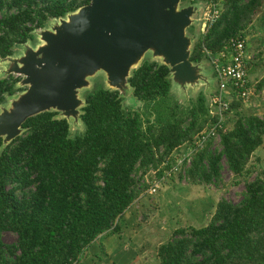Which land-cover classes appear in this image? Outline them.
<instances>
[{
    "label": "trees",
    "instance_id": "16d2710c",
    "mask_svg": "<svg viewBox=\"0 0 264 264\" xmlns=\"http://www.w3.org/2000/svg\"><path fill=\"white\" fill-rule=\"evenodd\" d=\"M90 2L0 0V58L34 40L49 20ZM263 2L224 0L219 18L195 42L191 61L246 37ZM20 80L0 77V104L19 90ZM128 82L143 109L126 110L119 90L99 84L84 94L82 133L72 136L69 121L47 110L29 117L9 143L0 137V264L79 263L99 238L122 234L125 213L173 170L184 147L192 151L179 175L191 184L221 182L223 161L235 178L254 172L250 162L261 161L255 152L264 143V116L243 113V97L234 95L223 119L212 109L218 87L209 99L201 92L183 107L172 98L170 67L150 59ZM263 88L264 77L254 89ZM214 126L221 148L213 150L210 139L195 145ZM5 232L16 241L5 242ZM155 257L158 264H264V176L246 179L239 202L222 197L205 225L176 228L156 244Z\"/></svg>",
    "mask_w": 264,
    "mask_h": 264
},
{
    "label": "water",
    "instance_id": "95a60500",
    "mask_svg": "<svg viewBox=\"0 0 264 264\" xmlns=\"http://www.w3.org/2000/svg\"><path fill=\"white\" fill-rule=\"evenodd\" d=\"M181 0H91L75 12L59 17L53 30L41 32L43 44L29 48L10 62L6 74L23 75L28 87L0 112V137L4 144L23 131L31 116L47 110L68 116L79 114L85 100L79 90L99 71L109 88L125 93L128 78L152 51L170 67L171 78L180 85L200 80L199 65L191 61L193 5L179 7ZM5 77V76H4ZM84 104V105H83Z\"/></svg>",
    "mask_w": 264,
    "mask_h": 264
},
{
    "label": "rangeland",
    "instance_id": "374dc122",
    "mask_svg": "<svg viewBox=\"0 0 264 264\" xmlns=\"http://www.w3.org/2000/svg\"><path fill=\"white\" fill-rule=\"evenodd\" d=\"M205 4L204 0H181L179 4L180 8L188 5L195 7L192 24L186 28V34L191 39L190 50L193 49L198 37L204 31L202 23L206 12ZM59 19L53 18L44 27L37 29L34 40L16 45L14 53L10 57L19 59L26 54L29 48L37 49L39 45L44 43L41 39V32L53 30L54 26L60 23ZM144 59L162 61V58H155L152 51L146 52L140 62ZM195 64L199 65L198 70L202 76L200 80L186 83L182 86L180 84L177 85L171 78L172 98L177 100L183 107L190 106L201 92L209 99L210 95L213 92L215 93L218 87L217 77L210 61L205 58ZM250 64H252L251 61ZM9 65L10 62L7 59L0 58V77L6 76L9 71ZM251 70L248 76L252 93L244 101L241 111L264 116V88L261 91L254 89L256 83L264 76V62L259 63L257 60ZM13 74L21 78L17 84L19 90L7 96L5 102L0 104V112L3 109H9L13 101L17 100L18 96L28 87L27 85H22L23 75ZM88 80L89 85L79 90V97L83 100H85L84 94L93 90L97 85L102 84L109 87L103 71L90 76ZM120 95L123 99V107L126 110L143 109V103L134 97L131 86L129 89L125 88V93ZM82 107V105L79 107L78 115L68 116L72 136L84 131V125L80 118ZM216 107L214 104L212 105V109H216ZM230 116L233 118L234 112ZM58 117H64L61 111H59ZM232 124L233 121L230 120L229 127ZM211 148L219 150L221 148L220 141H213ZM188 153V147H184L179 151L175 156L178 161L174 166L176 170L173 168L170 173L158 182L155 192L150 187L130 207L121 220L123 232L120 236L114 234L102 240L98 239L90 247L88 255H85L76 264H158L159 261L155 257L156 244L169 239L173 231L180 226L200 227L205 225L214 212L217 202L222 197L239 202L245 190L246 179H252L259 173L264 176V143L255 152L256 157L259 156L261 161L257 162L255 158H252L250 162L251 169L254 171L250 176L246 177V179L235 178L229 170L226 161H223L221 169L222 179L218 184H191L181 178L179 173L185 167L184 158ZM147 175L150 178L153 173ZM143 216H146V219L143 218L144 221L138 224ZM3 238L7 243H14L17 237L12 232H5ZM101 245L104 246V251L101 249Z\"/></svg>",
    "mask_w": 264,
    "mask_h": 264
},
{
    "label": "built area",
    "instance_id": "2783aa9c",
    "mask_svg": "<svg viewBox=\"0 0 264 264\" xmlns=\"http://www.w3.org/2000/svg\"><path fill=\"white\" fill-rule=\"evenodd\" d=\"M205 3L206 12L202 23L203 30L219 18L224 0H206ZM208 59L214 68L218 81V91L212 97V103L217 106L216 109L221 119H223V113L228 109L234 95L243 97L245 101L251 94V88L248 85L249 56L247 54L246 38H231L222 50L216 53L209 52ZM209 139L220 141L216 126L211 127L205 135L196 140L195 145L202 146ZM188 148L189 155L192 151V146H188ZM174 169L176 170V167ZM158 182L151 187L154 192Z\"/></svg>",
    "mask_w": 264,
    "mask_h": 264
},
{
    "label": "crops",
    "instance_id": "0c3cea01",
    "mask_svg": "<svg viewBox=\"0 0 264 264\" xmlns=\"http://www.w3.org/2000/svg\"><path fill=\"white\" fill-rule=\"evenodd\" d=\"M245 38H246L247 54L249 56V64L250 61L252 62V64H250V69L248 71L249 74V72L251 73L252 71L251 69L254 68V63L257 62V60L259 61V63L264 62V2L260 11L256 14L253 23L247 29ZM109 236L105 235L99 239L102 240Z\"/></svg>",
    "mask_w": 264,
    "mask_h": 264
}]
</instances>
